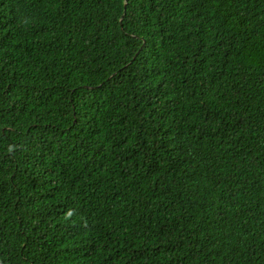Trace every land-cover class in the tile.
I'll list each match as a JSON object with an SVG mask.
<instances>
[{
  "label": "trees",
  "instance_id": "trees-1",
  "mask_svg": "<svg viewBox=\"0 0 264 264\" xmlns=\"http://www.w3.org/2000/svg\"><path fill=\"white\" fill-rule=\"evenodd\" d=\"M0 264H264V0H0Z\"/></svg>",
  "mask_w": 264,
  "mask_h": 264
}]
</instances>
